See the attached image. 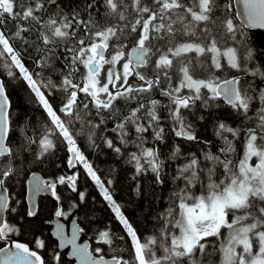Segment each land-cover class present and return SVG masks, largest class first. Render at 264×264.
I'll use <instances>...</instances> for the list:
<instances>
[{
    "label": "snow or ice",
    "instance_id": "1",
    "mask_svg": "<svg viewBox=\"0 0 264 264\" xmlns=\"http://www.w3.org/2000/svg\"><path fill=\"white\" fill-rule=\"evenodd\" d=\"M242 3L241 27L228 12V0H83L67 10L59 0H0V68L26 83L45 114L37 137L27 135L21 148L36 144L42 157L56 147L54 141L64 144L71 154L68 167L82 165L123 233L117 237L105 225L92 243L81 244L85 227L59 222L70 213L62 206L58 185L85 200V193L77 192L78 172L55 180L33 173L28 184L32 203L16 215L7 180L18 174L13 162L18 151L10 140L14 127L0 80V242L7 245L0 247V264H60L54 249L50 258L43 254L51 248L43 232L23 223L37 217L34 197L42 192L57 202V247L71 246L80 264H264V88L244 79L258 77L264 83V69L247 66L254 56L245 35L246 29L264 30V0ZM229 42L243 45L245 55ZM29 48L35 57L23 55ZM29 58L41 71L26 65ZM47 69L51 72L45 77ZM225 69L240 75H216ZM130 77L142 84H132ZM154 89L166 103L145 95ZM220 100L251 123L242 128L218 121V152L208 140L198 152L183 151L177 141L201 143L188 114L197 102L209 108L219 107L214 102ZM164 124L173 137L167 152L159 147L166 142ZM81 137L91 147L99 138L126 156L133 179L150 174L161 187L170 181L171 195L153 231L141 235L124 214L110 191L112 181L98 174L78 143ZM135 190L139 195V185ZM27 234L31 240L16 239ZM115 239L126 247H113Z\"/></svg>",
    "mask_w": 264,
    "mask_h": 264
},
{
    "label": "trees",
    "instance_id": "2",
    "mask_svg": "<svg viewBox=\"0 0 264 264\" xmlns=\"http://www.w3.org/2000/svg\"><path fill=\"white\" fill-rule=\"evenodd\" d=\"M59 2L65 10H67L81 6L83 0H59ZM220 2L223 3V0H220ZM228 3L231 5L228 12L230 14H235L233 1L228 0ZM97 7H99V5H97ZM102 11L103 9H101V12ZM235 22L242 27L236 15ZM245 35L247 36V47L252 49L254 56V59L248 62L247 66L252 68L253 65H255L256 67L264 69V31L246 29ZM237 39L243 40L244 36H238ZM16 46L22 47L19 41H17ZM229 46L238 47L241 56L245 55L243 45H232V43L229 42ZM128 47L130 49L131 44H129ZM23 55L25 57H35L37 53L34 51V48H29ZM224 63L226 64V58L224 59ZM26 65H30L31 70L41 71L32 63L31 58L26 59ZM49 72H51V69L44 70V76L47 77ZM143 73L149 76L151 75L148 68H143ZM216 75L221 78H230L233 75L240 74L236 73L235 70L225 69L223 72H217ZM0 78L5 82L7 96L10 100V114L14 127V132L10 140L13 141L14 150L18 151V157L14 158L13 161L18 174L8 178V194L12 198L13 204L16 206V215H21L26 209L27 179L29 175L33 172H39L45 179L52 180H55L59 175H65L61 158L67 148L64 144L54 141L56 147L42 157L39 155L40 150L36 144L26 145L25 148H21L20 145L23 140L26 139L27 135H31L34 138L37 137L41 125L45 120V114L34 102L32 93L21 78L7 76L6 71L2 68H0ZM52 78L54 80L57 79L55 73L52 74ZM244 79L255 81L261 88H264V83H262L258 77L245 76ZM145 95H151L155 99H159L165 103L167 102L165 98L159 96L155 89L152 93H146ZM53 99L54 102L58 104L60 102L59 94ZM214 103H218L220 106L203 108L200 106V102H197V106L193 110V113L188 114L187 119L192 122L201 143L177 141L183 144V151L198 152L204 147L203 141L208 140L211 141L209 145L211 150L213 152H218L219 147L222 146L221 141L214 135L215 125L218 121L225 122L233 127L239 125L242 128H246L251 123V121L244 120L243 117L236 115L222 100ZM161 114H164L163 109H161ZM201 115L204 116V119H197V117ZM111 126L112 125L109 124V127ZM163 126L167 133L165 137L166 142L160 144L159 147L163 152H167L173 143V137L168 133V125L164 124ZM107 135L111 137L113 134L108 133ZM241 136H243V132ZM78 143H80L82 150L85 151V155L89 158L94 168L98 170V174L101 175L102 179L105 181L110 179L112 181L109 188L113 194V198L122 205V211L129 220L134 223V226L138 228L139 233L141 235H147L153 231L157 227L156 215L166 207L168 197L171 195L170 189L173 185H171L170 181L166 180L164 186L161 187L154 183L150 174L133 179V168L127 163L126 156H118L111 149H108L99 138L97 139V147L89 146L83 140V137L78 140ZM52 151H57V153L60 154L53 153ZM240 152V142L236 141V153ZM232 158L235 160V154H233ZM168 172H172L171 167L168 168ZM137 185H139L141 189L139 195L135 190ZM58 192L61 195L62 206L65 210L68 212L70 209H73V213L78 216L80 225L85 227V234L82 235L84 238L93 242L94 239L98 238V231L104 230L105 225H110L117 237L123 234L122 226L118 221L114 220V213L111 212L110 207L107 202L104 201L98 188L85 172L80 173L77 180V192L85 193V200L83 202H80L77 199V193L71 192L66 185H59ZM70 204L78 206L70 207ZM38 205L37 217L25 218L23 223L26 227L31 225L43 232L46 244L51 245V248H46L43 254L46 258H50L53 249L56 252H59V250L44 220L51 217L54 213L56 201L48 195L40 196ZM6 218L9 220L13 219L8 212H6ZM16 239L31 240L32 236L27 234L16 237ZM5 244L4 242H0V247H3ZM116 246L126 247L124 241L119 239L113 241V247ZM124 255L127 256V252H125ZM60 256V264H70L65 254L60 253Z\"/></svg>",
    "mask_w": 264,
    "mask_h": 264
},
{
    "label": "flooded vegetation",
    "instance_id": "3",
    "mask_svg": "<svg viewBox=\"0 0 264 264\" xmlns=\"http://www.w3.org/2000/svg\"><path fill=\"white\" fill-rule=\"evenodd\" d=\"M140 71L143 73V68L142 69H140ZM130 81H131V83L132 84H142V82H140V81H138L136 78H134V77H130ZM53 153H56V154H60V153H57V151H52ZM70 153H68V151L66 150V152L64 153V155L62 156V164L64 165L63 166V168H64V170H65V175H71V174H73L74 172H78L79 174L80 173H82V172H84V170H83V168H82V165H79V164H77V167L76 168H69L68 167V163H67V161H68V159L70 158ZM34 173V172H33ZM33 173H31V174H33ZM30 174V175H31ZM30 175H29V177H30ZM29 177H28V179H29ZM44 178V177H43ZM28 179H27V184H28ZM56 179V178H55ZM59 186V185H58ZM57 193L59 194V192H58V187H57ZM50 196L52 199H54L55 200V198L54 197H52L51 195H49V194H44V195H40V196ZM57 203V202H56ZM26 207H28V204H27V202H26ZM38 209H39V205H37V211H38ZM70 214L68 215V217H67V219H64V218H60L63 222H65L67 225H69V222H70V220L72 219V217L75 215V213H73L74 211H73V209H70L69 211H68ZM57 218L52 214L51 215V217H49V218H46L44 221H45V224L49 227V229H50V234H51V230H52V227H53V224H52V222L54 221V220H56ZM48 221H51V223H49ZM79 222V221H78ZM51 237L53 238V236H52V234H51ZM54 239V238H53ZM55 240V239H54ZM84 240H88V241H90L89 239H87V238H84L82 235H81V239H80V242H82V241H84ZM56 241V240H55ZM56 243H57V245H58V242L56 241ZM90 243H92L91 241H90ZM95 246V245H94ZM58 248V250H59V254L60 253H62V254H65V256L67 257V259H68V261L70 262V264H74V261L73 260H71L70 258H68V256H67V250H65V251H62V250H60V248L59 247H57Z\"/></svg>",
    "mask_w": 264,
    "mask_h": 264
},
{
    "label": "water",
    "instance_id": "4",
    "mask_svg": "<svg viewBox=\"0 0 264 264\" xmlns=\"http://www.w3.org/2000/svg\"><path fill=\"white\" fill-rule=\"evenodd\" d=\"M232 1H233V6H234V10H235L236 18L238 19L239 22H241V20L243 19V17L241 16V13H242V11H243V3H242V0H232ZM251 30H261V29H251ZM263 31H264V30H263ZM0 80H2V78H0ZM6 94H7V92H6ZM8 104H9V110H10V100H9V98H8ZM34 173H35L36 175H39V176H41V177L43 178V176H42L41 173H39V172H34ZM31 177H32V174L30 175V177H29V179H28V184H29V181L31 180ZM28 184H27L26 201H27L28 206H30V204L32 203V201L29 200V187H28ZM44 194H49V195H51L50 192H42V193H40L39 195H37V196L34 197V202H35V205H36V209H37L38 199H39L40 195H44ZM4 215H5V217H6V212L4 213ZM56 222H57V219L54 220V221L52 222L53 227H52V230H51V234H52L53 238H54V239L58 242V244H59V241L57 240V238H56L55 235H54V232H55V223H56ZM59 222H61V223L65 224V225H67V224H66L65 222H63L61 219L59 220ZM70 222H78V218H77V216L74 215V216L72 217V219L70 220ZM70 222H69V225H70ZM78 223H79V222H78ZM68 234L70 235V231L68 232ZM80 239H81V236H80L79 239H78V243H81V244H82V243H90V241H88V240H84V241L80 242ZM4 246H7V245H4ZM59 248H60V250H62V251L67 250V256H68V258H70L71 260L74 261V264H80V261H79L77 258H75L74 256H72V254H71V246H69V247H67V248H61V247H59Z\"/></svg>",
    "mask_w": 264,
    "mask_h": 264
},
{
    "label": "bare ground",
    "instance_id": "5",
    "mask_svg": "<svg viewBox=\"0 0 264 264\" xmlns=\"http://www.w3.org/2000/svg\"><path fill=\"white\" fill-rule=\"evenodd\" d=\"M77 216V215H76ZM77 218H78V216H77Z\"/></svg>",
    "mask_w": 264,
    "mask_h": 264
}]
</instances>
